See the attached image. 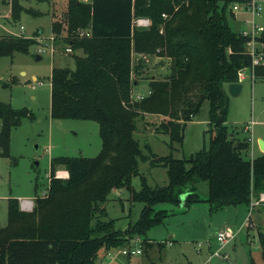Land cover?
<instances>
[{"label": "trees", "instance_id": "trees-1", "mask_svg": "<svg viewBox=\"0 0 264 264\" xmlns=\"http://www.w3.org/2000/svg\"><path fill=\"white\" fill-rule=\"evenodd\" d=\"M243 0H68L64 42L82 54L74 55V68L53 66L50 72V117L89 119L98 123L101 146L94 156H54L49 160L47 191L36 195L30 210H22L17 197L7 198V220L0 226V264H100L98 252L130 244L139 237L141 249L152 242L147 230L160 224L173 206L187 208L205 201L210 210L225 205L249 204L264 192V153L247 157L249 136L237 137L227 116L229 82L238 81L240 69L251 64L248 36L235 31L225 11ZM10 15L17 19L24 8L10 0ZM148 18V25L134 19ZM62 26L52 22L54 34ZM89 33L79 35L77 30ZM264 53V29L256 35ZM31 37L0 34V56L27 52ZM153 54L165 61L161 76L143 74L144 61L132 53ZM138 78L148 80L149 93L132 96ZM253 78L264 79V64L255 65ZM12 80H15L14 78ZM210 133L208 147L174 157L147 153L134 137L138 119L157 114L154 133L167 134L168 146L182 144L186 122L202 114ZM26 107L0 101V156H9V134ZM139 161L166 169L165 185H150ZM67 176H56L57 166ZM138 176L140 188L131 179ZM207 182L206 197L197 184ZM126 189L129 199L142 207L125 228L116 227L104 203L114 189ZM183 195V198L181 196ZM168 203L169 208H155ZM257 239L264 264V230Z\"/></svg>", "mask_w": 264, "mask_h": 264}, {"label": "rangeland", "instance_id": "rangeland-1", "mask_svg": "<svg viewBox=\"0 0 264 264\" xmlns=\"http://www.w3.org/2000/svg\"><path fill=\"white\" fill-rule=\"evenodd\" d=\"M10 0H0V34H17L31 37L33 43L27 52H14L12 56H0V101L10 103L14 108L26 107L32 115L24 116L20 122L12 126L9 134V156H0V226L7 220V198L33 199L47 191L49 160L54 156H94L98 153L101 140L98 133V123L89 119L51 118L50 117V72L53 66L74 68V55L82 54L79 49L67 52L64 42L66 35L65 17L68 0H19L24 8L17 19L10 15ZM88 1V0H82ZM239 9L232 13L231 5L226 8V19L232 28L239 32L250 30L252 20L264 29V0H256L258 13L253 17L245 2H235ZM52 22L61 25V31L54 34ZM135 23V19H134ZM22 26V28H20ZM134 57H137V53ZM37 55L40 58H36ZM145 55V54H144ZM152 61L157 55L147 54ZM153 62L142 67L143 74L164 75L167 64L163 61L160 66L152 69ZM158 65V64H157ZM242 89L237 96H227L226 120L230 128L237 131V137L249 136L255 142L257 135L264 136V79L252 78L248 71L243 73ZM15 80H12V79ZM137 78L132 86V94L145 95L148 92L146 78ZM207 103L202 106V114L186 122L182 144L168 146L167 134L154 133L153 128L159 122L157 114H146L138 119V129L134 137L139 141L144 152V144H148L158 155L172 153L174 157H187L189 154L208 147L210 133L205 118ZM253 119L255 122L250 129L242 124ZM243 125V126H242ZM263 139V138H262ZM250 156V151L247 153ZM37 162V163H36ZM139 167L145 174L147 182L154 185H165L166 169L163 166H149L147 161H139ZM63 166H57L55 173L62 175ZM135 189L140 188L138 176L131 179ZM197 187L202 198L206 197L207 182L200 181ZM183 198V195L181 196ZM246 230H240L234 239L221 247L215 239L214 228L222 227L216 217L224 220V212L213 213L205 201L191 203L187 208L181 205L173 206L174 211L147 230V237L153 241L165 240L173 235V243L163 247L152 242L147 250L128 259V264H201L208 257L207 240L215 245V249L228 254V261L233 264H248L249 256L256 262L261 261L259 243L256 231L264 228V220L260 225V217L264 215V199L259 195L253 197ZM109 217L116 218V227L125 228L128 222H134L139 215L142 204L129 199V192L114 189L104 203ZM168 203H158L155 208H169ZM205 208V209H204ZM30 210L31 208H25ZM207 209V210H206ZM210 211V212H209ZM259 212V213H257ZM217 213V212H216ZM249 212H247V216ZM217 224V225H216ZM252 225V226H250ZM235 231L237 228L231 226ZM249 228V229H248ZM168 233V234H167ZM130 240L133 245H140L139 239ZM198 246L200 247L198 249ZM233 246L236 250H233ZM142 248V247H141ZM103 249L98 252L99 256ZM220 256H213L207 264L220 263ZM115 259L112 264H119Z\"/></svg>", "mask_w": 264, "mask_h": 264}, {"label": "built area", "instance_id": "built-area-1", "mask_svg": "<svg viewBox=\"0 0 264 264\" xmlns=\"http://www.w3.org/2000/svg\"><path fill=\"white\" fill-rule=\"evenodd\" d=\"M243 2H245L247 8L250 9L253 17L258 13V4L256 3V0H243ZM233 12H235L236 10L239 9V6L234 3L232 6ZM135 24L136 25H148L149 24V19L148 18H143V17H138L135 18ZM22 28V26L20 27ZM263 30V27L260 26L258 23H256L254 20H252V28L250 30H241V33L243 35H246L249 37V39L247 40L246 43V51H248L251 55V64L249 67L247 68H243L240 69L238 72V81H242L244 76L243 73L244 71H248L252 76V71L255 65L258 64H264V53H263V49H262V45L261 43H259L256 40V35H258L261 31ZM79 35H84V34H88L89 32L86 31L85 29H78L77 30ZM65 50L67 52H71L72 49L70 48V46H66ZM149 93V90L148 92ZM146 95V94H145ZM144 95L139 94L136 95L135 97L133 96V98L135 99H141ZM254 120L253 119H249L246 123H245V127L247 129H250L252 127V125L254 124ZM56 176H61V177H65L64 174L59 175L56 174ZM67 176V175H66ZM261 198L264 199V193L260 194ZM21 203H20V208L22 210H26L25 208H32V200L31 199H20ZM239 229L237 230H233L230 226H224L222 228H219L215 231V239L218 241L219 245L221 247H223L226 243H228L229 241H231L235 235L238 233ZM137 240L139 239V241L141 240L139 237H136ZM134 240V239H132ZM131 240V241H132ZM134 243L128 244V245H123V246H118V247H114L108 250H105L101 256V258L98 260L100 264H112V262L115 259H119V264H128V259L136 256L138 254H140L142 252L141 246L138 245H133ZM199 249V246H198ZM220 256V263L219 264H233L231 262L228 261V254L221 252L219 249H213L209 252L207 259L205 260V262L203 264H207V262H210V260L212 259L213 256Z\"/></svg>", "mask_w": 264, "mask_h": 264}, {"label": "crops", "instance_id": "crops-1", "mask_svg": "<svg viewBox=\"0 0 264 264\" xmlns=\"http://www.w3.org/2000/svg\"><path fill=\"white\" fill-rule=\"evenodd\" d=\"M89 1V0H88ZM138 54V53H137ZM132 56H133V58H135L134 57V53H132ZM137 57H141L142 59H143V63H144V65L146 66H149L147 63H148V60L150 61V62H153L152 64H151V66L152 65H154V67L153 68H151V70L152 69H155L156 67H163V66H160L162 63H158V60H159V57L157 56L156 58V60H155V58L153 57V60L151 61L150 59H149V57H148V55H144V54H138L137 55ZM165 62V61H164ZM158 64V65H157ZM166 64V63H165ZM144 66V67H145ZM150 76L151 77H153V76H155V74H150ZM148 81V80H147ZM135 83H137V82H135ZM134 83V84H135ZM226 87V86H225ZM242 89V88H241ZM132 96H134L133 94H132ZM248 121V120H247ZM246 121V122H247ZM245 121H243V123L242 124H245L246 123ZM243 126V125H242ZM257 138H255V142H253V143H251L252 141L250 140V149H249V151H250V156L251 157H255V156H257V155H259V154H261V153H263L261 150H260V148H259V146H258V142H257V140L259 139V138H263L264 139V136H261V135H257L256 136ZM65 172V173H64ZM61 174H64L65 176L67 175V171L66 170H64V171H61L60 172ZM166 180H167V174H166ZM262 193H264V192H262ZM253 199L254 198H251V200H250V203L249 204H244V203H240V204H236V205H225V206H223V207H220V208H218V209H216V210H213L212 212L214 213L215 212V214H220L221 212L223 213H225L223 216H224V220H221L220 219V216L219 215H217V217L215 218L216 219V221H218L217 223H220L221 225H223L222 227H224V226H235L237 229H240V230H243V229H245L246 230V226H247V222H248V220H249V216H250V214H252V212H251V208H252V204L254 203L253 202ZM208 204V203H207ZM208 206H209V204H208ZM205 209V208H204ZM207 210V209H206ZM209 210H210V207H209ZM174 211V210H173ZM211 211V210H210ZM209 211V212H210ZM217 212V213H216ZM247 212H249V215L247 216ZM257 213H259V212H257ZM263 220H264V215L262 216V217H260V219H259V221H260V225H259V227L261 228V223L263 222ZM217 225V224H216ZM250 226H252V225H250ZM222 227H220V228H222ZM217 229H219V228H217V226L214 228V231H216ZM249 229V228H248ZM258 230H259V228L257 229V231H256V237H257V232H258ZM260 230H264V228H261ZM168 234V233H167ZM148 239L150 240V241H153L152 239H150L149 237H148ZM167 242L165 241V240H161L160 242H165V245L166 244H171V242L173 243V235H171V234H169V236H167ZM234 239V238H233ZM232 239V240H233ZM258 240V239H257ZM206 246H207V248H206V250H207V253L209 254V252L211 251V250H213V249H215V245H213V244H211V242L209 241V240H207V243H206ZM200 248V247H199ZM233 250H236V247L235 246H233ZM103 250H102V253L100 254V256H99V259L101 258V256H102V254H103ZM207 254V255H208ZM205 262V259L201 262V264H203ZM214 264H217V263H214Z\"/></svg>", "mask_w": 264, "mask_h": 264}, {"label": "water", "instance_id": "water-1", "mask_svg": "<svg viewBox=\"0 0 264 264\" xmlns=\"http://www.w3.org/2000/svg\"><path fill=\"white\" fill-rule=\"evenodd\" d=\"M36 58L38 59V58H40V56L37 55ZM241 88H242V83L240 81L229 82V83H227V85L225 87V91L227 92V94H229L231 96H237V95H239ZM257 142H258V146H259L260 150L264 153V139L259 138L257 140Z\"/></svg>", "mask_w": 264, "mask_h": 264}, {"label": "bare ground", "instance_id": "bare-ground-1", "mask_svg": "<svg viewBox=\"0 0 264 264\" xmlns=\"http://www.w3.org/2000/svg\"><path fill=\"white\" fill-rule=\"evenodd\" d=\"M65 173V172H64Z\"/></svg>", "mask_w": 264, "mask_h": 264}]
</instances>
